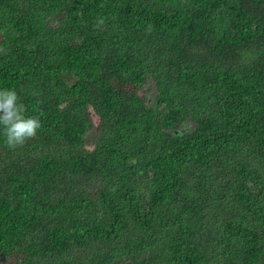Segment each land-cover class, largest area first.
<instances>
[{
	"label": "trees",
	"instance_id": "trees-1",
	"mask_svg": "<svg viewBox=\"0 0 264 264\" xmlns=\"http://www.w3.org/2000/svg\"><path fill=\"white\" fill-rule=\"evenodd\" d=\"M3 89L0 264H264V0H0Z\"/></svg>",
	"mask_w": 264,
	"mask_h": 264
},
{
	"label": "clouds",
	"instance_id": "clouds-1",
	"mask_svg": "<svg viewBox=\"0 0 264 264\" xmlns=\"http://www.w3.org/2000/svg\"><path fill=\"white\" fill-rule=\"evenodd\" d=\"M40 127L41 121L37 116L25 115V107L19 103V97L14 90H0V129L8 147L23 145L37 134Z\"/></svg>",
	"mask_w": 264,
	"mask_h": 264
},
{
	"label": "rangeland",
	"instance_id": "rangeland-1",
	"mask_svg": "<svg viewBox=\"0 0 264 264\" xmlns=\"http://www.w3.org/2000/svg\"><path fill=\"white\" fill-rule=\"evenodd\" d=\"M143 93H144L145 95H149V94H151V92H150L148 89H143Z\"/></svg>",
	"mask_w": 264,
	"mask_h": 264
}]
</instances>
